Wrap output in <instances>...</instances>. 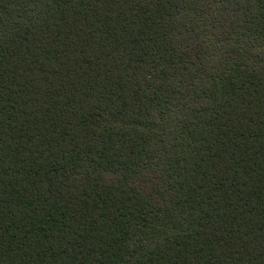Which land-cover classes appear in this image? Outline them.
<instances>
[{"label": "trees", "instance_id": "16d2710c", "mask_svg": "<svg viewBox=\"0 0 264 264\" xmlns=\"http://www.w3.org/2000/svg\"><path fill=\"white\" fill-rule=\"evenodd\" d=\"M0 264H264V0H0Z\"/></svg>", "mask_w": 264, "mask_h": 264}]
</instances>
